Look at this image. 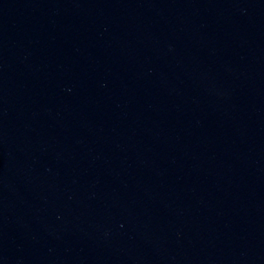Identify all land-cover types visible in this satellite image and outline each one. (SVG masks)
Returning <instances> with one entry per match:
<instances>
[{"label": "water", "instance_id": "water-1", "mask_svg": "<svg viewBox=\"0 0 264 264\" xmlns=\"http://www.w3.org/2000/svg\"><path fill=\"white\" fill-rule=\"evenodd\" d=\"M0 264H264V0H0Z\"/></svg>", "mask_w": 264, "mask_h": 264}]
</instances>
